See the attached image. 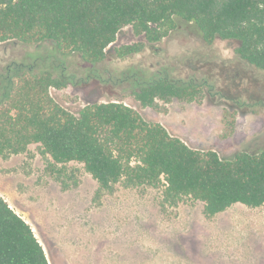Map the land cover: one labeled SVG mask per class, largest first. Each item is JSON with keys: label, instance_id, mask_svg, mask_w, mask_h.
I'll return each mask as SVG.
<instances>
[{"label": "trees", "instance_id": "trees-1", "mask_svg": "<svg viewBox=\"0 0 264 264\" xmlns=\"http://www.w3.org/2000/svg\"><path fill=\"white\" fill-rule=\"evenodd\" d=\"M179 25L194 29L208 46L216 40L235 43L237 59L264 72V0H0V44L48 43L62 57L77 56L87 66L103 63L108 52L117 59L140 54ZM126 27L143 42L116 47ZM6 72L0 78L1 158L37 145L63 189L66 167L82 165L97 184L94 201L121 186L158 190L161 209L200 202L205 218L236 204L264 207V145L220 157L190 148L119 98L88 101L76 114L69 112L50 95L51 88L70 83L64 75L21 64ZM172 72L170 65L157 71L130 66L105 82L127 85V96L152 110L202 98L204 80L176 79ZM0 264H49L31 227L2 197Z\"/></svg>", "mask_w": 264, "mask_h": 264}, {"label": "rangeland", "instance_id": "rangeland-1", "mask_svg": "<svg viewBox=\"0 0 264 264\" xmlns=\"http://www.w3.org/2000/svg\"><path fill=\"white\" fill-rule=\"evenodd\" d=\"M136 42L143 39L126 27L114 45ZM234 47L220 40L205 45L194 29L179 25L140 54L117 59L108 52L103 63L87 66L77 56L62 57L48 43L8 41L0 44V78L13 64L64 75L70 83L51 88L50 95L69 112L76 114L88 101L119 98L190 148L228 157L264 145V72L239 61ZM168 65L176 79L204 80L202 98L152 110L138 107L127 96V85L105 82L130 66L157 71ZM47 162L37 145L0 157V197L31 227L49 264H264V225L253 224L261 216H253L251 208L236 204L205 218L200 202L161 209L158 190L121 186L94 201L97 184L82 165L66 167L63 189Z\"/></svg>", "mask_w": 264, "mask_h": 264}, {"label": "crops", "instance_id": "crops-1", "mask_svg": "<svg viewBox=\"0 0 264 264\" xmlns=\"http://www.w3.org/2000/svg\"><path fill=\"white\" fill-rule=\"evenodd\" d=\"M259 208H261V209H259ZM259 208H251L252 210H254V213H252L253 216H258V215L261 216L260 219L253 218L252 222L254 225H256L257 223H261L262 225H264V214L261 213L263 208L262 207H259ZM263 233H264V231H263Z\"/></svg>", "mask_w": 264, "mask_h": 264}]
</instances>
